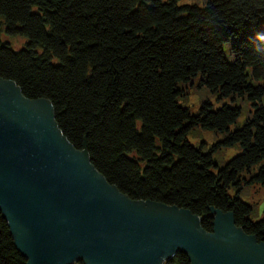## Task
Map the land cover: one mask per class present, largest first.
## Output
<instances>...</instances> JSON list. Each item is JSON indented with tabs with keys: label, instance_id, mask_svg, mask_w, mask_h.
<instances>
[{
	"label": "trees",
	"instance_id": "obj_1",
	"mask_svg": "<svg viewBox=\"0 0 264 264\" xmlns=\"http://www.w3.org/2000/svg\"><path fill=\"white\" fill-rule=\"evenodd\" d=\"M25 37L16 48L6 37ZM230 43L233 60L224 44ZM201 76L219 99L242 107L181 104ZM0 77L31 99L47 98L64 135L86 144L92 164L121 192L189 209L212 231V208L264 242V214L244 200L264 184V0H0ZM195 127L223 134L209 150ZM239 144L223 166L214 154ZM234 191V193H233ZM0 264H27L0 211ZM73 264H84L82 261ZM163 264H191L176 253Z\"/></svg>",
	"mask_w": 264,
	"mask_h": 264
},
{
	"label": "water",
	"instance_id": "obj_2",
	"mask_svg": "<svg viewBox=\"0 0 264 264\" xmlns=\"http://www.w3.org/2000/svg\"><path fill=\"white\" fill-rule=\"evenodd\" d=\"M0 211L27 264H264V242L212 208L206 231L189 209L135 200L60 129L52 102L0 77Z\"/></svg>",
	"mask_w": 264,
	"mask_h": 264
},
{
	"label": "rangeland",
	"instance_id": "obj_3",
	"mask_svg": "<svg viewBox=\"0 0 264 264\" xmlns=\"http://www.w3.org/2000/svg\"><path fill=\"white\" fill-rule=\"evenodd\" d=\"M179 4H199L204 6L206 4V0H179ZM6 38L16 48H21L27 41L25 37L20 36ZM224 50L228 59L233 60L229 42L224 44ZM182 89L184 91V95L180 98V102L185 106H189L193 113H197L202 102L207 100H210L215 107H219L225 102L240 105L242 107V114L236 124L232 125V129L237 126H242L252 114L251 102L245 99H237V101H233L230 98L219 99L217 93L211 92L207 85L202 84L200 75L195 78L192 83L182 85ZM223 138V134L202 127H195L189 133L190 141L197 146L204 145L205 150H209L215 142ZM240 152L241 147L237 144L235 146L225 147L218 150L215 152L214 157L216 162L223 166L225 162ZM242 196L244 200L251 203L254 207L252 218L255 220L260 219L264 214V184L256 183L247 185L242 191Z\"/></svg>",
	"mask_w": 264,
	"mask_h": 264
}]
</instances>
